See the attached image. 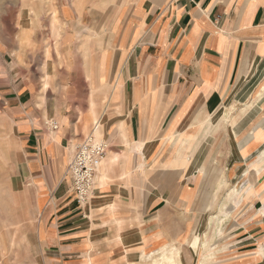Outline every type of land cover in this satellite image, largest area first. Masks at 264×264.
I'll use <instances>...</instances> for the list:
<instances>
[{
	"label": "crops",
	"instance_id": "obj_1",
	"mask_svg": "<svg viewBox=\"0 0 264 264\" xmlns=\"http://www.w3.org/2000/svg\"><path fill=\"white\" fill-rule=\"evenodd\" d=\"M0 20L13 217L42 264H152L163 249L203 264L214 158L263 206L207 264H259L237 256L264 234V0H0ZM90 135L107 166L80 205L67 167Z\"/></svg>",
	"mask_w": 264,
	"mask_h": 264
},
{
	"label": "rangeland",
	"instance_id": "obj_2",
	"mask_svg": "<svg viewBox=\"0 0 264 264\" xmlns=\"http://www.w3.org/2000/svg\"><path fill=\"white\" fill-rule=\"evenodd\" d=\"M1 28L0 25V29ZM233 109L234 107H232L231 110H228L231 111L228 115L232 114ZM5 119V115L2 114V107L0 106V264H42V260L39 259L40 257H37V254L33 251L34 246L37 245L36 242L34 240L32 243L26 241L25 236L21 233L22 229L18 227V219L13 217L18 208H16L13 203L14 199L10 189V181L18 172L21 173L22 169L19 160H17V157L15 156L17 147L14 144V140L9 136L10 131L12 130V123L10 122V124ZM225 124L228 125L229 123ZM97 138L100 140V137ZM105 168V163H102L101 169L104 170ZM225 174L220 168H218L214 158L210 163V168L205 177L207 178V183L204 188V193H208L210 201L212 200V203L210 202V212L208 214L213 216H211L210 223L204 232L197 234L200 237V243L196 248L197 263L203 262V264H207L212 260L215 261L231 255L232 247L234 246V236L229 233L230 230L227 226H230L231 224L235 226L237 224L234 223V220H238L237 214H251L250 210L253 211L252 214H255L254 212H258L257 210L263 206V204L254 205L248 203V195L245 193L247 188L244 189L241 186H234V184L227 181ZM232 188H237L239 192L244 195L237 196L236 201L242 199L239 204L234 202L229 204L227 202V193ZM225 204H228V207L224 206ZM217 209H220L219 211L221 213L224 209L223 214L226 215H224L222 220H218V218L215 217ZM239 221L243 223L245 220L241 218ZM223 225L225 226V229L222 228ZM262 238V241L258 240V243L255 246L256 249L252 250L250 255L243 257V255L246 254H240L237 256L238 260H246L244 258H251L254 256V259H257L256 262L264 264V256L261 253V248L264 243V234ZM188 252L189 251H184L185 254H188ZM163 254L172 256V264H183L182 260L178 257V252L174 250L167 252V249H163L157 258L153 256L148 258L152 260V264L157 262L160 264H169L168 260L163 258ZM192 257V254L189 253V258L184 256L183 261L191 264ZM143 263L151 264V262L146 261Z\"/></svg>",
	"mask_w": 264,
	"mask_h": 264
},
{
	"label": "built area",
	"instance_id": "obj_3",
	"mask_svg": "<svg viewBox=\"0 0 264 264\" xmlns=\"http://www.w3.org/2000/svg\"><path fill=\"white\" fill-rule=\"evenodd\" d=\"M46 126L50 131L59 129V123L52 119L46 122ZM108 149V145L104 141L98 140L93 135L88 136L75 146L67 167V175L71 180L72 190L78 204L88 202L93 195L96 178L107 156ZM261 251L264 256V243Z\"/></svg>",
	"mask_w": 264,
	"mask_h": 264
},
{
	"label": "bare ground",
	"instance_id": "obj_4",
	"mask_svg": "<svg viewBox=\"0 0 264 264\" xmlns=\"http://www.w3.org/2000/svg\"><path fill=\"white\" fill-rule=\"evenodd\" d=\"M36 9V8H35ZM56 13V12H55ZM53 19V18H52ZM53 22V21H52ZM89 41V40H88ZM87 41V42H88ZM86 43V42H85ZM88 45V44H87ZM86 45V46H87ZM229 109H232V107H230ZM225 119V118H224ZM264 156V155H263ZM106 159V158H105ZM105 163V160H104V162H103V164ZM105 165L107 166V163H105ZM103 171V170H102ZM104 177V176H103ZM97 179V178H96ZM250 192L251 191H249V189H246L245 190V193H247V195H249L250 194ZM238 195H240V196H244L243 194H241L240 192H239V190L237 189V188H232L228 193H227V202L230 204V203H237V204H239L241 201H242V199H239V201H236V199H237V196ZM224 206H226V207H228V204H225ZM114 211V210H113ZM119 223V222H118ZM199 243H200V237L198 236V235H195V238H194V240H193V242H192V246L196 249L197 248V246L199 245ZM204 244H206V243H204ZM163 258L164 259H166V260H168V262H169V264H172L173 263V258H172V256H169V255H165V254H163ZM155 264H160V263H155Z\"/></svg>",
	"mask_w": 264,
	"mask_h": 264
}]
</instances>
